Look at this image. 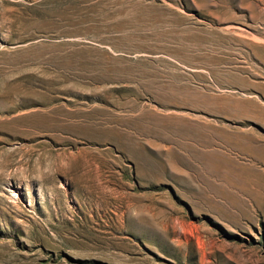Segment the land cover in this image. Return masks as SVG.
<instances>
[{
  "label": "rangeland",
  "instance_id": "rangeland-1",
  "mask_svg": "<svg viewBox=\"0 0 264 264\" xmlns=\"http://www.w3.org/2000/svg\"><path fill=\"white\" fill-rule=\"evenodd\" d=\"M0 264H264V0H0Z\"/></svg>",
  "mask_w": 264,
  "mask_h": 264
},
{
  "label": "bare ground",
  "instance_id": "bare-ground-1",
  "mask_svg": "<svg viewBox=\"0 0 264 264\" xmlns=\"http://www.w3.org/2000/svg\"><path fill=\"white\" fill-rule=\"evenodd\" d=\"M192 156V155H191Z\"/></svg>",
  "mask_w": 264,
  "mask_h": 264
}]
</instances>
